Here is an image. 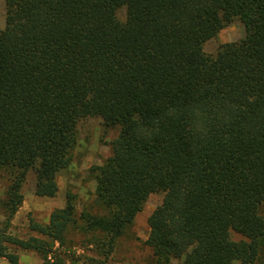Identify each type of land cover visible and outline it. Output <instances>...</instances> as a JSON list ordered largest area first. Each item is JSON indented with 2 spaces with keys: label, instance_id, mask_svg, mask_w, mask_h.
<instances>
[{
  "label": "trees",
  "instance_id": "1",
  "mask_svg": "<svg viewBox=\"0 0 264 264\" xmlns=\"http://www.w3.org/2000/svg\"><path fill=\"white\" fill-rule=\"evenodd\" d=\"M4 6L0 258L21 264L18 251H31L38 264H76L75 245L85 242L104 264L147 198L161 193L147 218L153 264H264V0ZM234 20L243 39L206 54L203 45ZM94 117L118 131L92 170L99 213L82 204L77 212L66 192L47 224L30 221L37 237L5 234L27 172L39 194L54 197L77 126Z\"/></svg>",
  "mask_w": 264,
  "mask_h": 264
},
{
  "label": "rangeland",
  "instance_id": "2",
  "mask_svg": "<svg viewBox=\"0 0 264 264\" xmlns=\"http://www.w3.org/2000/svg\"><path fill=\"white\" fill-rule=\"evenodd\" d=\"M120 21L125 20L124 9L117 13ZM5 26V6L4 0H0V30ZM230 37L233 41L223 44L235 43L243 39L244 29L239 21L234 20L216 35L215 38L207 41L203 45L206 54H212L223 44L215 46L218 38L226 40ZM117 129H106L102 126L99 118H88L79 122L77 126V142L72 154L69 166L58 173L56 177L57 192L54 197H47L39 194L35 190V175L32 171L27 172L25 181L20 190V202L17 211L10 221V226L5 230V234L26 240L30 236L37 237L30 231V221L40 225H45L49 221L50 214L55 209H61L65 203V194L70 192L76 195V200L80 203L77 212L81 209V204L87 209L91 208L95 213L100 209L94 203L95 180L93 168L101 166L111 154V143L117 136ZM7 183L5 179H0V202L4 199V192ZM163 195L161 193L151 194L142 210L136 214L134 223L126 229L124 234L117 239L113 252L104 264H153L152 253L145 244L148 237L147 218L151 212L161 203ZM94 205V206H93ZM3 213L0 208V230H3ZM76 236V237H75ZM74 239L81 241L80 235H73ZM231 240L235 242L245 241V239L230 232ZM75 256L78 258L76 264H98L94 260L102 261L94 247L78 242L75 245ZM21 264H37L41 258L31 251H18ZM93 260V261H92ZM2 262V258H0ZM171 264H176L172 261Z\"/></svg>",
  "mask_w": 264,
  "mask_h": 264
},
{
  "label": "crops",
  "instance_id": "3",
  "mask_svg": "<svg viewBox=\"0 0 264 264\" xmlns=\"http://www.w3.org/2000/svg\"><path fill=\"white\" fill-rule=\"evenodd\" d=\"M230 41H233L232 39H230V37L226 38V40L225 39L222 40L221 38H218L217 41L215 42V46L226 43V42H230ZM0 264H7V261L4 258H2V262H0Z\"/></svg>",
  "mask_w": 264,
  "mask_h": 264
}]
</instances>
